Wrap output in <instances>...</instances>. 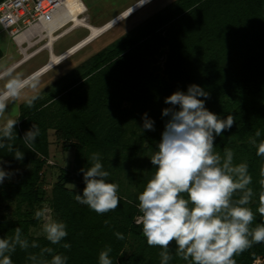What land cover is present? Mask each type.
I'll return each mask as SVG.
<instances>
[{
  "label": "trees",
  "instance_id": "obj_1",
  "mask_svg": "<svg viewBox=\"0 0 264 264\" xmlns=\"http://www.w3.org/2000/svg\"><path fill=\"white\" fill-rule=\"evenodd\" d=\"M3 56L0 49V60ZM162 56H166L163 68L158 65ZM89 65L79 85L62 89L57 99L52 95L34 101L32 107L23 105L21 110L17 136L14 134L11 143L24 152L22 162L32 170L23 180L0 188V199L17 204L12 219L1 215L0 237H13L20 226L22 238L30 245L36 241L39 247H17L11 254L13 264H31L30 254L50 260V255L41 252L46 247L67 256L68 264H98L99 253L109 247L113 264H160L161 249L149 247L142 225L135 223L134 217L140 215L137 197L155 174L150 158L167 119H162V110L171 107L164 100L177 91L187 92L191 84L209 92L206 107L210 111L224 118L235 116L231 131L216 139L215 151L223 155L229 149L234 164L248 165L254 196L247 207L255 215L250 227L264 222L256 212L262 190L260 169L264 167V157L256 154V144L264 141V0H179L169 13L94 56ZM144 113L155 121V131H142ZM33 124L39 135L34 144L25 145L22 138ZM50 130L65 139L64 151L75 148L73 174L79 181H83L79 170L91 166V155L99 153L110 172L109 182L121 180L125 173L136 187V192L123 193L119 183L121 204L98 215L75 201L78 193L67 186L71 178L62 170L52 188L50 207L53 219L67 224L70 249L31 234V228L38 225L31 213L43 210L46 202L40 173L50 160ZM258 130L260 137L255 135ZM13 155L0 150V159L17 161ZM24 205L29 212H22ZM115 232L124 239H117ZM129 244L134 250L122 257ZM171 251L170 264H188L175 256L174 247ZM234 259L236 264H255L257 260L264 264V243L253 244Z\"/></svg>",
  "mask_w": 264,
  "mask_h": 264
},
{
  "label": "clouds",
  "instance_id": "obj_2",
  "mask_svg": "<svg viewBox=\"0 0 264 264\" xmlns=\"http://www.w3.org/2000/svg\"><path fill=\"white\" fill-rule=\"evenodd\" d=\"M16 68V67H15ZM38 81L35 77L21 79L12 77L0 90V150L14 153L17 161H23L24 152L14 148L11 141L19 120L8 118V102L20 98L26 87L35 90ZM210 94L199 85L191 84L187 92L177 91L165 98L164 103L171 107L162 110V119L167 118L157 150L150 158L155 174L138 195L137 208L140 215L134 217L137 225H142V234L149 247H159L160 264H170L175 256L188 264H236L234 259L253 244L264 243V222L253 224L255 215L247 207L254 196L249 187L252 177L246 163L234 164V153L225 149L223 155L215 151L216 139L226 131H231L235 116L213 113L206 107ZM37 99L27 101L32 107ZM142 131H155V121L148 113L142 116ZM39 135L38 127L33 126L24 133L22 141L32 145ZM256 137L261 132H256ZM256 144V141H253ZM257 156L264 157V141L256 144ZM99 153L91 155V166L81 168L86 187L83 194H74L75 201L87 206L98 215L114 211L121 204L119 186L109 182L110 172L105 170ZM6 161L0 159V187L15 174ZM261 191L256 212L264 217V167L260 169ZM238 197V198H237ZM47 209L37 210L34 219L44 220L42 232L52 245L70 249L67 224L45 216ZM107 223V222H106ZM22 229L17 227L14 236L0 237V264H13L12 253L19 247L27 250L39 244L22 238ZM117 239H124L115 232ZM63 242V243H62ZM112 249L106 248L98 255V264H113L110 258ZM42 254L50 260L29 255L31 264H68V257L55 254L46 247Z\"/></svg>",
  "mask_w": 264,
  "mask_h": 264
},
{
  "label": "rangeland",
  "instance_id": "obj_3",
  "mask_svg": "<svg viewBox=\"0 0 264 264\" xmlns=\"http://www.w3.org/2000/svg\"><path fill=\"white\" fill-rule=\"evenodd\" d=\"M141 0H82L84 5L88 9L87 15L84 14L87 18V22L90 25L101 27L111 21L112 19L118 17L126 9L133 6V4L139 3ZM179 0H153L151 3H148L141 9H138L137 12L132 14L130 17L122 20L111 29L103 33L98 37L94 42H91L89 45L85 46L83 49L75 53L73 56L61 62L55 68L41 76L37 79L38 85L35 90L30 87H26L20 96L19 99L9 101L8 118L19 119L22 113L23 105H27V101L33 96H36L37 101H44L52 95L56 96L54 99L59 98L60 91L66 87L73 86L75 84H80L83 82L86 72H88L91 67V59L103 52L106 49L111 48L117 43H120L126 40L129 36L137 32L146 26L150 21L154 20L157 16L165 15L174 7L176 2ZM82 27V28H79ZM78 29L71 32L69 35L64 37L58 43L54 44L53 52L56 55L62 54L64 51L69 50L70 48H76L79 44L82 43V39L86 40L85 37L89 35L87 28L83 26H78ZM62 32V31H60ZM59 32V33H60ZM164 32V31H162ZM55 37V35L53 36ZM81 41V42H80ZM47 40L42 42L45 44ZM80 42V43H78ZM0 49L3 51L4 57L0 60V75L7 71L10 65L19 62L22 59V56L18 52L16 44L12 41L11 38L3 31L0 26ZM166 54L167 49H164ZM50 53L45 51L41 55L36 56L32 60L26 62L15 72L10 74L8 77L0 81V90L4 88L7 80L12 77H19L21 79L28 78L29 75L33 72L43 67L49 62ZM166 61V56H162L159 59V64L162 68L164 67ZM13 66V65H12ZM31 74V75H32ZM80 82V83H79ZM77 85V86H78ZM51 102L45 106L50 105ZM50 141V156L49 159L51 162H54V165H45L41 176V188L45 193L46 202L44 203V208L47 209L45 216L53 219L52 210L50 207L51 193L54 184L58 181V178L61 176V171L65 170L71 178V182L68 183V187L76 191L78 194H82L84 188L86 187L83 181H79L73 174L74 162L76 157L75 148H72L69 151H64L63 144L64 140L59 138L55 130H50L49 133ZM38 158L43 159L41 155H38ZM10 165V169L6 166V170H11L15 174L11 180H6L4 185L7 183H13L19 180H23L28 173L32 170L31 165H26L22 161H14L12 159H3ZM131 176L127 174H122L121 180L116 179L115 184L119 186V183L123 184L121 190L124 193L126 190L136 192V187L133 186V180L130 179ZM4 185L0 187L4 188ZM0 217L1 215H6L8 219H12L14 214L17 212V204L15 201H4L0 199ZM22 212H29L28 206H22ZM34 218V213H31ZM44 220H39L37 226L31 228V234L35 236H44L42 232V224ZM134 250V245L129 244L122 254V257H127ZM255 264H263L262 260H257Z\"/></svg>",
  "mask_w": 264,
  "mask_h": 264
},
{
  "label": "built area",
  "instance_id": "obj_4",
  "mask_svg": "<svg viewBox=\"0 0 264 264\" xmlns=\"http://www.w3.org/2000/svg\"><path fill=\"white\" fill-rule=\"evenodd\" d=\"M68 2L69 0H4L0 3V26L16 44L18 52L22 56L15 67H18L24 61H30L44 51L50 53L46 46L54 35L55 43H58L78 29L74 28L75 23L72 19H69L49 35L47 21L60 9L65 8ZM84 8L85 10L82 13H77L78 18L88 12L87 7ZM45 40L47 42L42 44ZM81 41H85V39ZM47 163L48 165H54V162L50 160Z\"/></svg>",
  "mask_w": 264,
  "mask_h": 264
},
{
  "label": "bare ground",
  "instance_id": "obj_5",
  "mask_svg": "<svg viewBox=\"0 0 264 264\" xmlns=\"http://www.w3.org/2000/svg\"><path fill=\"white\" fill-rule=\"evenodd\" d=\"M153 0H141L139 3L131 6L130 8L126 9L122 14H120L118 17L112 19L105 25L101 27H96L93 25H90L87 22V19L85 17H79L77 16V13L80 14L85 10V5L82 2V0H69L68 4L65 8L60 9L57 13L53 15L48 21H47V28L49 29V35H51L57 28L61 27L65 22H67L69 19H72V21L75 23L74 28H77L78 26H83L87 28L90 33L86 37L85 41H82L81 44H79L76 48L72 47L69 50L65 51L61 55H55L54 52H52V46L54 42L56 41L55 38L50 39V43L46 46L47 49L50 50V59L47 64H45L43 67H41L38 71L30 75L29 77H35V79H38L42 75L46 74L53 68H55L57 65H59L64 60L68 59L69 57L73 56L75 53L83 49L85 46L89 45L91 42H94L98 37H100L103 33L111 29L113 26L121 22L122 20L130 17L132 14L138 11V9H141L148 3H151ZM81 42V41H80ZM78 42V43H80ZM28 62V61H27ZM26 63L24 61L21 65ZM14 68H11L9 70H12ZM16 69V68H15ZM14 69V70H15ZM8 73V71H7Z\"/></svg>",
  "mask_w": 264,
  "mask_h": 264
},
{
  "label": "crops",
  "instance_id": "obj_6",
  "mask_svg": "<svg viewBox=\"0 0 264 264\" xmlns=\"http://www.w3.org/2000/svg\"><path fill=\"white\" fill-rule=\"evenodd\" d=\"M133 5H134V4H133ZM85 7H86V6H85ZM130 7H131V6H130ZM87 13H88V12H87ZM87 13H86V15H87ZM85 18H86V17H85ZM86 19H87V18H86ZM54 44H55V42H54ZM54 44H53V47H54ZM67 50H68V49H67ZM51 51L53 52V48H52ZM44 52H45V51H44ZM44 52H42V53H44ZM64 52H65V51H64ZM64 52H63V53H64ZM42 53H41V54H42ZM63 53H62V54H63ZM41 54H38V55H41ZM54 54H55V53H54ZM38 55H36V56H38ZM55 55H56V54H55ZM60 55H61V54H60ZM36 56H35V57H36ZM3 57H4V56H3ZM35 57H33V58H35ZM33 58H32V59H33ZM32 59H31V60H32ZM17 63H18V62H16L15 64H12L13 66L10 65V66H9V67H10L9 69H11V68H14V69H15V65H16ZM24 64H25V63H24ZM24 64H23V65H24ZM21 66H22V65L20 64L18 67H16L15 70H14V69H12V70H9V69H8V70H7L8 73H7V71H5L3 74L0 75V81L3 80L4 78L8 77L10 74H12L13 72H15V71H16L18 68H20ZM41 67H42V66H41ZM37 71H38V70H37ZM33 73H34V72H33ZM31 74H32V73H31ZM31 74H30V75H31ZM30 75H29V76H30ZM42 76H43V75H42ZM26 78H27V77H26ZM39 78H40V77H39ZM36 80H37V79H36Z\"/></svg>",
  "mask_w": 264,
  "mask_h": 264
}]
</instances>
